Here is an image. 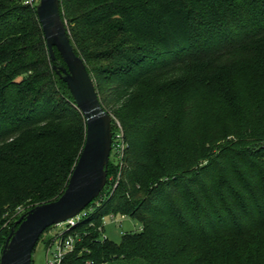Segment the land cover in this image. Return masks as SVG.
Returning a JSON list of instances; mask_svg holds the SVG:
<instances>
[{"label":"trees","instance_id":"trees-1","mask_svg":"<svg viewBox=\"0 0 264 264\" xmlns=\"http://www.w3.org/2000/svg\"><path fill=\"white\" fill-rule=\"evenodd\" d=\"M27 1L0 0V261L21 217L65 193L86 142ZM61 5L128 146L65 264H264V0ZM112 215L141 230L104 239Z\"/></svg>","mask_w":264,"mask_h":264},{"label":"water","instance_id":"water-1","mask_svg":"<svg viewBox=\"0 0 264 264\" xmlns=\"http://www.w3.org/2000/svg\"><path fill=\"white\" fill-rule=\"evenodd\" d=\"M37 16L53 68L85 118L86 142L65 193L21 217L7 239L0 264H33L44 233L84 213L104 191L113 151L114 119L104 108L85 61L76 53L61 0H40Z\"/></svg>","mask_w":264,"mask_h":264},{"label":"built area","instance_id":"built-area-1","mask_svg":"<svg viewBox=\"0 0 264 264\" xmlns=\"http://www.w3.org/2000/svg\"><path fill=\"white\" fill-rule=\"evenodd\" d=\"M38 0H28L27 5L34 6ZM116 133L113 135V151L112 154L115 156L116 163L120 166L121 170L123 169V163L126 157L127 144L125 141V135L122 125L115 121ZM121 178V173L118 176V180ZM20 212H23L21 210ZM86 211L79 215L78 217L69 220L65 223L54 226L56 231L54 237L50 239L51 243L48 248L47 254V264H65L66 258L72 254L75 250L76 237L69 235L73 229L82 221L86 216ZM113 222L117 225H122V221L118 220L115 216H110ZM126 217H122L124 220ZM107 237L104 236V239ZM53 247H56L54 252L51 251ZM52 255V257H51Z\"/></svg>","mask_w":264,"mask_h":264},{"label":"rangeland","instance_id":"rangeland-1","mask_svg":"<svg viewBox=\"0 0 264 264\" xmlns=\"http://www.w3.org/2000/svg\"><path fill=\"white\" fill-rule=\"evenodd\" d=\"M106 108V107H104ZM111 115L113 113L112 110L108 111ZM113 116V115H112ZM117 121V120H116ZM120 123V122H119ZM115 156L111 157V160L115 161ZM23 210V212H20ZM25 209L21 208L17 212V216L24 214ZM16 216V217H17ZM118 220L122 221V225H117L115 222L112 221L110 217H107L104 220V236L107 237L110 241L114 242L117 245L122 244L124 238L122 236V233H129L133 234L141 230V224L139 221L134 220L132 218L126 217L124 220H122V217H117ZM18 221V218L16 219ZM15 221V222H16ZM13 226V224L8 223L4 226V228L9 227V229ZM8 229V228H7ZM56 229L55 227H52L50 231L46 232L43 237L41 238L40 243L38 244L34 254H33V264H47V254H48V244L47 240L50 239L52 236L54 237ZM56 250V247H53L51 249L52 252ZM52 257V255H51Z\"/></svg>","mask_w":264,"mask_h":264}]
</instances>
